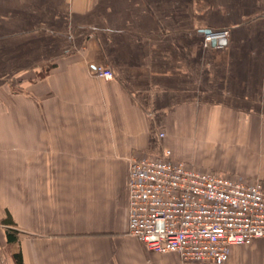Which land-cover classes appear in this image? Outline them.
Masks as SVG:
<instances>
[{
	"label": "crops",
	"instance_id": "obj_1",
	"mask_svg": "<svg viewBox=\"0 0 264 264\" xmlns=\"http://www.w3.org/2000/svg\"><path fill=\"white\" fill-rule=\"evenodd\" d=\"M7 80L0 222L28 236L8 252L0 233V264H212L128 235L132 158L264 188V0H0V95ZM263 238L224 264H264Z\"/></svg>",
	"mask_w": 264,
	"mask_h": 264
},
{
	"label": "built area",
	"instance_id": "obj_2",
	"mask_svg": "<svg viewBox=\"0 0 264 264\" xmlns=\"http://www.w3.org/2000/svg\"><path fill=\"white\" fill-rule=\"evenodd\" d=\"M200 35L210 46L226 40L229 32ZM93 76L113 78L102 66L93 68ZM127 193V233L154 253H173L183 262L224 264L230 248L264 237V188L259 180L197 169L173 160L169 150L129 161Z\"/></svg>",
	"mask_w": 264,
	"mask_h": 264
},
{
	"label": "rangeland",
	"instance_id": "obj_3",
	"mask_svg": "<svg viewBox=\"0 0 264 264\" xmlns=\"http://www.w3.org/2000/svg\"><path fill=\"white\" fill-rule=\"evenodd\" d=\"M11 82L12 81H10V80H7V81L4 82V89H5V87H6V89L3 92V94H1L2 95V99H0L1 100V103H3V104L8 103L10 101V96H11V92L12 91H14V92L19 91L20 92L22 90V88L20 87V85L19 86H15L14 85V84H16V82H13V85L14 86L12 85ZM22 224H24V223H22ZM22 224L19 223V224L11 225L10 223L5 224V222L4 223L0 222V233H2V232L5 233V237L3 236V242L2 243H3L4 248L8 252L10 251V246L11 245L6 243V232L7 231H9L10 233L13 232L16 235V237H17V241L20 243L21 240L26 239V236H28L26 234V231H25L26 230L25 229V224H24V226Z\"/></svg>",
	"mask_w": 264,
	"mask_h": 264
},
{
	"label": "trees",
	"instance_id": "obj_4",
	"mask_svg": "<svg viewBox=\"0 0 264 264\" xmlns=\"http://www.w3.org/2000/svg\"><path fill=\"white\" fill-rule=\"evenodd\" d=\"M16 240H17V237L13 232L12 233H10L9 231L6 232V243L7 244H11L15 242Z\"/></svg>",
	"mask_w": 264,
	"mask_h": 264
},
{
	"label": "water",
	"instance_id": "obj_5",
	"mask_svg": "<svg viewBox=\"0 0 264 264\" xmlns=\"http://www.w3.org/2000/svg\"><path fill=\"white\" fill-rule=\"evenodd\" d=\"M206 31H208V30H206ZM224 42H225V40H221V41H219V42H215V41H213V42L211 43V45H212V46L222 45V44H224Z\"/></svg>",
	"mask_w": 264,
	"mask_h": 264
}]
</instances>
